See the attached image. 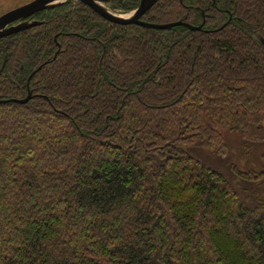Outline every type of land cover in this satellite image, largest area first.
I'll use <instances>...</instances> for the list:
<instances>
[{"label":"trees","instance_id":"obj_1","mask_svg":"<svg viewBox=\"0 0 264 264\" xmlns=\"http://www.w3.org/2000/svg\"><path fill=\"white\" fill-rule=\"evenodd\" d=\"M36 19L0 49V100L32 97L0 104V264H264V151L223 171L190 150L226 160L219 126L264 148V0L141 18L200 31L72 0Z\"/></svg>","mask_w":264,"mask_h":264},{"label":"water","instance_id":"obj_2","mask_svg":"<svg viewBox=\"0 0 264 264\" xmlns=\"http://www.w3.org/2000/svg\"><path fill=\"white\" fill-rule=\"evenodd\" d=\"M68 0H33L23 6H20L14 10L7 12L6 14L0 17V38L5 37L28 28L39 25V22H25L20 25L14 27H7L8 24L24 19L36 12L53 8L61 5L62 3ZM81 4L86 5L93 12L101 16L104 20L116 24V25H135L140 26L146 29H156V30H167L176 26H184L188 28L190 31H200L202 28L200 26H192L188 23L177 21L167 24H151L141 20L146 12H148L152 6L158 0H140L138 7L127 14H120L115 11L117 5L116 3L121 2L120 0H72ZM203 14V13H202ZM259 38V43L264 47V39L262 37ZM31 92L29 91L27 96L23 99H8V100H0V104L5 103H15L24 105L31 99Z\"/></svg>","mask_w":264,"mask_h":264},{"label":"rangeland","instance_id":"obj_3","mask_svg":"<svg viewBox=\"0 0 264 264\" xmlns=\"http://www.w3.org/2000/svg\"><path fill=\"white\" fill-rule=\"evenodd\" d=\"M4 1V0H3ZM2 1V2H3ZM22 1H31V0H5L4 3H7L6 6L0 5L1 10H6L11 7L10 5L14 2L15 4L21 3ZM26 3V2H25ZM24 5V4H23ZM2 6V7H1ZM218 130L221 131L226 137L228 147H229V156L226 160L221 161L214 153L212 147L208 145L198 146L196 148H191L190 150L200 159L205 162L220 167L223 171H229L230 165H236L239 168L246 169L250 165L258 166L260 161L258 160L260 153L264 151V148H255L251 147L246 153L242 152L240 149V140L235 136L229 135L225 129L221 126L218 127ZM229 169V170H228Z\"/></svg>","mask_w":264,"mask_h":264},{"label":"flooded vegetation","instance_id":"obj_4","mask_svg":"<svg viewBox=\"0 0 264 264\" xmlns=\"http://www.w3.org/2000/svg\"><path fill=\"white\" fill-rule=\"evenodd\" d=\"M3 0H0V5L1 4H3L2 6H6V4L7 3H4L5 2V0L2 2ZM31 1H33V0H31ZM31 1H22V4L21 3H18V4H15L14 2L10 5L11 7H9V8H7L6 10H1L0 9V17L2 16V15H4V14H6L7 12H9V11H11V10H14V9H16V8H18V7H20V6H23V4L25 5V4H27V3H29V2H31ZM68 1H71V0H68ZM68 1H66V2H68ZM66 2H64V3H66ZM63 4V3H62ZM116 5H117V3H116ZM1 6V7H2ZM117 8V7H116ZM49 9H51V8H49ZM45 10H48V9H45ZM42 11H44V10H42ZM42 11H39V12H42ZM115 11H117L116 9H115ZM39 12H36V13H34V14H32V15H30V16H28V17H26V18H24V19H20V20H16V21H14V22H12V23H10V24H8L7 25V27L9 28V27H14V26H17V25H20V24H22V23H25V22H39L37 19H36V15L39 13ZM118 12V11H117ZM40 23V22H39ZM41 24V23H40ZM38 26V25H37ZM34 27H36V26H34ZM34 27H31V28H28V29H26V30H23V31H28L29 29H32V28H34ZM23 31H20V32H17V33H21V32H23ZM17 33H14V34H17ZM14 34H11V35H8V36H5V37H1L0 38V49H2V50H5V48L4 47H6V39L7 38H9V37H11V36H13ZM8 42V41H7ZM2 56H3V60H0V74H1V72H3V69L4 68H7L8 67V65H7V63H8V61H7V57H6V55L4 54V53H2L1 54ZM10 69V68H9ZM8 69V70H9ZM8 70H7V73H8Z\"/></svg>","mask_w":264,"mask_h":264}]
</instances>
